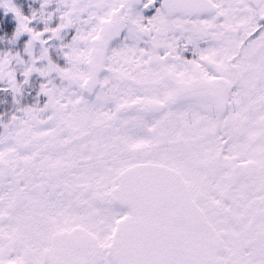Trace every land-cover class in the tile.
<instances>
[{"label": "snow or ice", "instance_id": "1", "mask_svg": "<svg viewBox=\"0 0 264 264\" xmlns=\"http://www.w3.org/2000/svg\"><path fill=\"white\" fill-rule=\"evenodd\" d=\"M0 8V264H264V0Z\"/></svg>", "mask_w": 264, "mask_h": 264}, {"label": "rangeland", "instance_id": "2", "mask_svg": "<svg viewBox=\"0 0 264 264\" xmlns=\"http://www.w3.org/2000/svg\"><path fill=\"white\" fill-rule=\"evenodd\" d=\"M17 2H18V0H17ZM0 16H3L4 19L10 20L12 25L15 24V20L11 19V13L5 14L4 10L2 8H0ZM23 39H26V35L22 36L20 38V41H18V43L22 42Z\"/></svg>", "mask_w": 264, "mask_h": 264}, {"label": "trees", "instance_id": "3", "mask_svg": "<svg viewBox=\"0 0 264 264\" xmlns=\"http://www.w3.org/2000/svg\"><path fill=\"white\" fill-rule=\"evenodd\" d=\"M0 17H3V16H0Z\"/></svg>", "mask_w": 264, "mask_h": 264}]
</instances>
